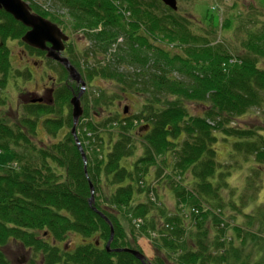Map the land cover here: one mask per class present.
<instances>
[{
    "label": "trees",
    "instance_id": "trees-1",
    "mask_svg": "<svg viewBox=\"0 0 264 264\" xmlns=\"http://www.w3.org/2000/svg\"><path fill=\"white\" fill-rule=\"evenodd\" d=\"M43 2L47 10L29 2L32 11L91 42L83 65L75 60L76 48L67 46L71 63L89 86L107 81L140 96L141 108L125 114L115 129L117 115L96 117L114 111L118 94L108 87L86 89L79 118L85 121L76 127L85 163L71 132L70 98L78 86L61 65L53 103H24L25 112L11 121L3 96L12 66L6 42L14 39L32 52L43 51L25 44L21 38L28 28L0 9V151L16 159L0 164V264H15L3 250L11 240L30 251L28 264H146L129 252L107 250L111 227L112 249L142 251L137 237L148 238L158 252L152 264H264V234L254 229L262 213L243 212L260 187V169L248 173L237 203L223 195L230 171L211 181L218 166L216 132L240 138L234 150L264 163L263 136L233 123L264 104V23L250 26L259 21L239 9L220 19L208 7L200 21L192 11L182 14L178 4L174 10L161 0H56L61 7L52 11L50 0ZM238 5L240 0H234L232 6ZM234 21L232 43L221 31ZM126 61L133 76L120 68ZM189 103L200 105V111H190ZM39 122L50 138L65 131L57 141L41 144L36 140ZM107 125L116 138L110 149L96 148L95 154L89 143L105 144V134L111 138L113 131L98 127ZM139 151L131 168L120 164ZM157 177L169 180L164 186L173 191L172 209L150 185ZM226 202L243 222L226 217ZM137 218L142 219L139 226L132 222ZM71 232L84 243L73 249L60 246Z\"/></svg>",
    "mask_w": 264,
    "mask_h": 264
},
{
    "label": "rangeland",
    "instance_id": "rangeland-1",
    "mask_svg": "<svg viewBox=\"0 0 264 264\" xmlns=\"http://www.w3.org/2000/svg\"><path fill=\"white\" fill-rule=\"evenodd\" d=\"M42 1H48V0H42ZM50 2H51V9H50L51 11L53 10V7L55 10L61 7L59 4L56 3V0L55 1L50 0ZM233 2L234 0H177L178 11L180 13L182 14L186 13V15L189 16L191 15V13L186 12V11H192V13L199 20L200 19L202 20V17H203V20L205 21V18L202 14H204L205 12L204 9L208 7L211 9V11L215 15L219 16L220 19L225 17L228 11H231L233 13L237 9H239V10H243L246 13H250V16L253 17L254 20L259 21V22L251 23L250 26L261 25L262 23H264V0H240V5L236 6L235 8L232 6ZM246 3H247V7H245ZM37 5L40 6V4H37ZM250 7H253V9L247 10ZM64 17H66V15H64ZM235 25H236V22L234 21L232 22V25L229 29L227 30L225 29L221 31L222 35H225L227 39H229L232 43L236 42L235 29H234ZM82 35L83 34L80 32H74V34H70L71 41L67 44L68 49H70L71 45H73L74 49L76 48L74 57L76 61L78 60L79 64L81 63V65L86 63L85 57H83L84 52H85V49L90 47L89 44H91V42L88 41L86 38L84 39ZM6 43L11 50L10 59H11L12 66L8 73L6 86L3 89V96L6 98V106L9 107V108L5 107V110H6L5 113L8 115V118L11 121L13 120L16 121L17 120L16 117L20 113H23V111L25 112L24 103L27 105L30 104L29 98H27V96H29L30 91L35 92V95L37 97H40L38 95H41V93L43 92H46L45 94H47V90L44 91L43 89V87H45L46 85L47 87L49 86L51 87L52 93H53L54 88L60 82L59 72L61 71V67L58 64V62L55 61V59L51 57L43 56L42 54H38L35 51L33 52L30 51L24 44H21L17 40L9 39L7 40ZM61 55L68 58V60L70 61V57L73 54L72 52L70 54L67 50V51H62ZM43 58L45 59L44 64H47V66H49L52 70L49 69V72H48L49 74L45 75L44 78H39L37 77L39 73H45L44 71H42L44 65L41 68L38 67L39 60H43ZM34 61H36L38 64L37 63L35 64ZM93 62L94 60L92 59L89 60V63H93ZM260 62H261V65L264 66V59L261 58ZM124 65H125L124 67L120 66L122 71L129 72L133 76V73L131 72L133 67L130 64H128L127 61ZM73 66L75 67L76 71L79 73V70L77 69V67L75 65ZM54 69L57 70V74H55ZM79 75H80L79 80H77L76 78H73L69 72V77H70L69 80H73V82L77 84L78 86L77 92L75 94L80 93V103L82 106V112H83V103H82L83 101L81 98L84 92H86V89H88L89 93H91L92 91L94 92L97 91L100 86L104 88L108 87L110 93L112 92L111 90L114 91L113 93H117L118 96L114 99V102L115 104L120 102L121 105L120 107L119 106L115 107L114 105L113 112L102 114L99 118L96 117L98 121L106 119L107 116L114 117L117 115L118 118H115L113 122V127L117 129L118 124L117 126H114V123L116 122L119 123L118 120L123 119L125 116V113L127 115H130L131 113H134L140 110L141 99L139 98L140 96H138L137 94L131 93L130 91L126 92L123 90H119L117 87L109 84L107 81H101V80L95 81L94 82L95 84H93L94 86L90 87L89 82H87L84 76H82V74L80 73ZM132 78L136 79L135 77H132ZM189 104H188V107L190 111H193V112L200 111V108H201L200 105H196V104L189 105ZM43 105H48V104L44 103ZM125 105L128 106L127 112H124ZM71 113H72V109H71ZM240 117H238V120L237 119L233 120L234 125L239 126V127H245V126L249 128L251 127V129H253L254 131H257L261 136H263V139H264V104L258 107L251 108L243 116H240ZM64 120H67V118ZM82 121H85V118L81 121L78 119L76 123L74 121L73 122H74V125L78 127L79 123H81ZM143 121H144L143 119L140 120L141 123H143ZM98 128L103 129V130L108 129L109 131H113V133H112L111 138L108 136L107 133L105 134L106 139H105V144L103 145L100 143V140L98 139L94 142L91 141L89 143L91 147L90 150H92L95 154L97 153L94 151L96 150V148L99 149L100 151H103L105 148L104 152L110 149V147L113 144V141L116 138L115 131L111 129L112 128L111 126L109 125H107L106 127L100 126ZM44 129L45 128L43 124L39 122V125L37 127L36 140L41 144L48 143L49 140L57 141L62 136V133L65 131V129L63 128L61 129L60 133L57 134L56 137L50 138V136L48 137L47 135H45ZM77 132H78V129H77ZM103 134H104V131L100 133V135H103ZM215 136H216V141L214 143V148L216 151L215 158L218 163V166L216 168V172L214 176L211 177L212 178L211 181L215 182L218 178V174L221 171L225 169L230 171L227 177L228 189L223 191V195L226 198L231 196L232 200L237 203L239 201L240 195L242 194V192H244V189L247 185L246 177L248 173L252 172L254 168L260 169V187L255 197L252 200L248 201L247 204L244 206L243 212L262 213L257 218L254 229L260 234H264V209H262V207H264V163L260 164L254 158L253 160L250 157H245L243 152H237L234 150L233 143L237 140H240V138L233 136V135L224 134L221 131L216 132ZM255 137H256V134L254 135V138ZM256 138L258 139V142L261 143V140L258 137ZM88 141L86 143H88ZM91 155L94 156L93 153H91ZM139 155H140V151L137 152L132 157H124L121 159L120 164L122 166L131 168L133 161ZM15 160L16 159L12 153L8 151H0V164L14 163ZM225 164H230V166L226 168V166H224ZM259 165H262V167L260 168ZM165 178L166 177H163V179H160V180L158 179V177L154 178V180L151 182L150 185L151 187L152 185L156 186L155 190L158 194H160L163 201H165V206L172 209L173 205L174 204L176 205L175 197H174L173 191L168 188L169 186L167 183L169 182V180H166V183H165L164 181ZM165 184L168 187L164 188ZM152 195L154 196V194ZM134 196H135V200H139V197L141 195H138L136 193V195ZM172 199L174 201V204H173ZM228 202H226L224 209H222L224 213L228 214L226 217L234 223L243 222L242 215H238V213H236L235 210H232L231 207L227 204ZM229 212H231V214H229ZM132 222H134V220ZM134 232L136 235L139 234L138 229H135ZM68 240H70L72 249L84 243L83 237L80 236L76 232H71L69 234ZM137 243L139 247L142 249V252L147 257L148 260H151L152 257L156 253H158L157 250H154L151 247L149 239L146 238L145 236H138ZM3 250L6 256L8 257V259L14 262L15 264H28L29 262L28 257L30 256V251L27 250L25 247H23L20 243H17L11 240L4 247Z\"/></svg>",
    "mask_w": 264,
    "mask_h": 264
},
{
    "label": "water",
    "instance_id": "water-1",
    "mask_svg": "<svg viewBox=\"0 0 264 264\" xmlns=\"http://www.w3.org/2000/svg\"><path fill=\"white\" fill-rule=\"evenodd\" d=\"M165 5L176 10L177 0H161ZM0 9H3L7 13L11 14L14 19L21 22L24 26L28 27L22 36V41L31 47L46 50L47 56L61 62L70 72L73 78L79 80V73L75 67L70 63L68 58L61 55V52L65 49V41L68 40L69 36L63 32V30L52 20L32 11L30 5L25 0H0ZM32 102H41V97H34L31 99ZM70 103L72 106V117L76 123L82 115V106L80 103V93L74 94ZM124 112H127V106H125ZM71 132L75 138L76 144L79 151L81 152L82 158L86 163V154L78 138L77 128L74 125ZM87 174V173H86ZM91 197L89 198L90 205L94 201V187L90 182ZM94 209H96L94 207ZM104 217L105 215L100 212ZM106 218V217H105ZM107 219V218H106ZM108 220V219H107ZM114 229L111 227L110 238L106 243L107 250H110V243L113 239ZM117 252L126 251L133 254L136 258L141 260L143 263L152 264L144 255V253L138 249L131 247H119L111 249Z\"/></svg>",
    "mask_w": 264,
    "mask_h": 264
},
{
    "label": "flooded vegetation",
    "instance_id": "flooded-vegetation-1",
    "mask_svg": "<svg viewBox=\"0 0 264 264\" xmlns=\"http://www.w3.org/2000/svg\"><path fill=\"white\" fill-rule=\"evenodd\" d=\"M56 23V22H55ZM57 24V23H56ZM58 25V24H57ZM62 30H63V32L64 33H66L68 36H69V38H68V40L67 41H65V49L63 50V51H67V44L71 41V37H70V32L68 31V30H66V29H64V28H62L60 25H58ZM28 28V27H27ZM40 50V49H39ZM41 51H43V56H47V51L46 50H41ZM48 57V56H47ZM45 59L43 58V60H39V65H38V67H42L43 65V69H42V71H44L45 73H39L38 74V76L37 77H39V78H44L45 77V75H48L49 73V69L50 70H52L49 66H47V64H44L45 63V61H44ZM55 61H57V60H55ZM58 62V64L60 65V67H61V65H63L61 62H59V61H57ZM34 63L36 64L37 62L36 61H34ZM38 64V63H37ZM64 66V65H63ZM65 67V66H64ZM66 68V67H65ZM48 71H47V70ZM61 69H62V67H61ZM55 70V74H57V70L56 69H54ZM66 70H67V72H68V75H69V71H68V69L66 68ZM43 89H44V91H46L47 90V94H45L46 92H43V93H41V95H38V96H40L41 97V99H42V101L41 102H32L31 101V99H32V97H37L36 95H35V92H33V91H30V93H29V96H27V98H29V100L31 101H29V103L30 104H36V103H40V104H44V103H46V104H48V105H50V104H52L53 103V98H52V89H51V87L49 86V87H47L46 85H45V87H43ZM120 105H121V103H118V106L120 107ZM60 246L62 245L64 248H66V249H72V246H71V244H70V240H68V238H67V240H63V241H60ZM96 244H98V241L96 242ZM112 248H110V250H111ZM109 250V251H110Z\"/></svg>",
    "mask_w": 264,
    "mask_h": 264
},
{
    "label": "built area",
    "instance_id": "built-area-1",
    "mask_svg": "<svg viewBox=\"0 0 264 264\" xmlns=\"http://www.w3.org/2000/svg\"><path fill=\"white\" fill-rule=\"evenodd\" d=\"M134 223L139 226L140 223H142V219L141 218H137V219H134Z\"/></svg>",
    "mask_w": 264,
    "mask_h": 264
}]
</instances>
